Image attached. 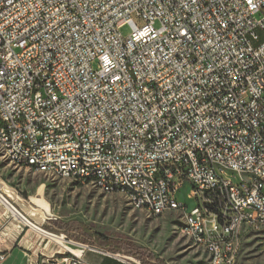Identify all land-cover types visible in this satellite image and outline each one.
<instances>
[{
	"label": "built area",
	"instance_id": "obj_1",
	"mask_svg": "<svg viewBox=\"0 0 264 264\" xmlns=\"http://www.w3.org/2000/svg\"><path fill=\"white\" fill-rule=\"evenodd\" d=\"M0 142L178 205L194 245L235 264L264 230V0H0Z\"/></svg>",
	"mask_w": 264,
	"mask_h": 264
},
{
	"label": "rangeland",
	"instance_id": "obj_2",
	"mask_svg": "<svg viewBox=\"0 0 264 264\" xmlns=\"http://www.w3.org/2000/svg\"><path fill=\"white\" fill-rule=\"evenodd\" d=\"M120 33L125 38L131 34V30L125 26ZM223 176L234 183L240 181L235 173L226 171ZM0 187L5 198L13 202L22 216L43 231L61 237L70 250L80 252L79 257H74L51 238L31 229L50 245V251H54L51 258H45L40 264H84L86 259L97 262L106 258L99 251L70 244L69 242H74L63 234L44 230L42 224L49 220L63 223L75 221L92 232L130 241L149 249L167 264H203L207 259L201 248L180 233L179 228L184 222L181 211H169L160 217H152L147 211L133 206L121 193H104L91 184L79 187L68 179L17 167L6 159L1 147ZM11 190L17 193L18 200L13 197ZM188 194L189 187L183 184L177 190L176 198L190 208L192 202ZM109 256L128 264H138L133 259L120 255ZM235 264H264V230L247 231L243 234Z\"/></svg>",
	"mask_w": 264,
	"mask_h": 264
},
{
	"label": "crops",
	"instance_id": "obj_3",
	"mask_svg": "<svg viewBox=\"0 0 264 264\" xmlns=\"http://www.w3.org/2000/svg\"><path fill=\"white\" fill-rule=\"evenodd\" d=\"M31 229L0 204V257L3 258L0 264H40L45 258H51L54 251H50V245ZM103 256L106 258L97 262L86 259L84 264H128L107 254Z\"/></svg>",
	"mask_w": 264,
	"mask_h": 264
},
{
	"label": "bare ground",
	"instance_id": "obj_4",
	"mask_svg": "<svg viewBox=\"0 0 264 264\" xmlns=\"http://www.w3.org/2000/svg\"><path fill=\"white\" fill-rule=\"evenodd\" d=\"M0 147H1L2 152H3L4 156L6 157V159H8V161H10L13 165H15L17 167L24 168V169H33V170H36L39 172L48 173V174L53 175L57 178L71 180L74 183L80 184L81 186H86V185L91 184V185H94L96 188H98L100 191H102L104 193H115V192L121 193L129 200V202L133 206L147 211V213L152 217H160L169 211H181L183 213V216H184V222H183L182 226H180L179 231L182 234V236L186 237L190 242H192L194 244V238L191 237L190 235H188V233H187V231L190 228V221L186 217L185 212H183L182 210H178V205H161L160 211L158 213H156L155 210H152V205H139V200L137 198H131L130 192L122 191L120 189V187H118V181H111V186L101 185L100 182H97V179H85L82 182H80V179L78 178V175H76V173L64 172L62 170H59L58 167L37 168L35 166H26L25 164H22L21 162H19L18 158H16V155H10L7 142H0ZM104 173H113V166H104ZM0 202L2 204H4L7 207V209L12 213V215L14 217L18 218L22 223L29 226L34 231L44 235L45 237L47 236V237L51 238L58 246L65 249L68 253H70L74 257H79V253H80L79 250H70L68 248V246L65 245V241L61 237L54 236L52 234H49V233L43 231L42 229L39 228L38 225L30 222L24 216L21 217L19 215L18 211H14L13 209H11L2 200H0ZM72 260L73 259H71V261ZM205 264H213V257H207Z\"/></svg>",
	"mask_w": 264,
	"mask_h": 264
},
{
	"label": "trees",
	"instance_id": "obj_5",
	"mask_svg": "<svg viewBox=\"0 0 264 264\" xmlns=\"http://www.w3.org/2000/svg\"><path fill=\"white\" fill-rule=\"evenodd\" d=\"M76 185L81 186L77 183ZM42 228L54 234H63L76 244L107 255L127 257L138 264H165L147 248L124 239H115L92 232L85 225L75 221L63 223L58 220H49L42 224Z\"/></svg>",
	"mask_w": 264,
	"mask_h": 264
},
{
	"label": "water",
	"instance_id": "obj_6",
	"mask_svg": "<svg viewBox=\"0 0 264 264\" xmlns=\"http://www.w3.org/2000/svg\"><path fill=\"white\" fill-rule=\"evenodd\" d=\"M21 217H23L21 214H19Z\"/></svg>",
	"mask_w": 264,
	"mask_h": 264
}]
</instances>
